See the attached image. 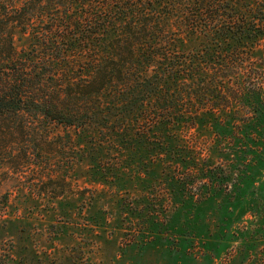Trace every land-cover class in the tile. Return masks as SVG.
I'll return each mask as SVG.
<instances>
[{
    "label": "trees",
    "instance_id": "16d2710c",
    "mask_svg": "<svg viewBox=\"0 0 264 264\" xmlns=\"http://www.w3.org/2000/svg\"><path fill=\"white\" fill-rule=\"evenodd\" d=\"M103 1L105 13L96 0H0V168L19 174L31 151L67 146L93 149L97 168L142 149L165 163L157 150L175 143L151 136L176 126L262 130L264 0ZM235 111L252 123L217 119ZM70 130L82 133L77 146L55 139ZM188 157L179 162L195 167ZM8 203L7 191L0 217Z\"/></svg>",
    "mask_w": 264,
    "mask_h": 264
},
{
    "label": "rangeland",
    "instance_id": "374dc122",
    "mask_svg": "<svg viewBox=\"0 0 264 264\" xmlns=\"http://www.w3.org/2000/svg\"><path fill=\"white\" fill-rule=\"evenodd\" d=\"M96 1L105 13L106 2ZM226 114L217 118L223 124L252 123L253 114ZM255 119L262 130L245 136L180 125L151 136L175 143L157 150L165 163L142 149L97 168L93 149L67 146L31 151L19 174L2 166L8 184L0 194L8 191L9 203L0 217L1 264H264V118ZM69 135L55 139L83 141ZM138 156L151 160L132 162ZM188 156L195 167L179 162ZM196 170L209 178L199 183Z\"/></svg>",
    "mask_w": 264,
    "mask_h": 264
}]
</instances>
